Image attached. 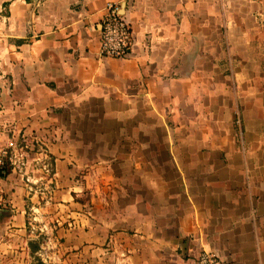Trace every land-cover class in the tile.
I'll return each instance as SVG.
<instances>
[{
	"label": "crops",
	"instance_id": "0c3cea01",
	"mask_svg": "<svg viewBox=\"0 0 264 264\" xmlns=\"http://www.w3.org/2000/svg\"><path fill=\"white\" fill-rule=\"evenodd\" d=\"M107 1L124 58L98 55ZM20 136L51 172L4 177L0 259L30 210L52 264H264V0H0V146Z\"/></svg>",
	"mask_w": 264,
	"mask_h": 264
},
{
	"label": "built area",
	"instance_id": "2783aa9c",
	"mask_svg": "<svg viewBox=\"0 0 264 264\" xmlns=\"http://www.w3.org/2000/svg\"><path fill=\"white\" fill-rule=\"evenodd\" d=\"M105 5V13L100 22L98 55L124 58L131 48L134 31L126 15L121 12L119 3L107 1ZM48 159L39 145L28 143L23 136L8 140L6 144L0 146V205L8 202L3 189V179L8 173L5 172L6 169L22 180L28 194H43L47 177L51 172ZM35 210L36 208L33 209ZM35 218L34 216L33 219ZM189 264L235 263L225 259L216 250L203 249L191 258Z\"/></svg>",
	"mask_w": 264,
	"mask_h": 264
},
{
	"label": "rangeland",
	"instance_id": "374dc122",
	"mask_svg": "<svg viewBox=\"0 0 264 264\" xmlns=\"http://www.w3.org/2000/svg\"><path fill=\"white\" fill-rule=\"evenodd\" d=\"M36 212V211H35ZM31 220L32 233L34 234L31 245L28 252H23L19 248H15V253L13 257H1L0 264H38L40 261L43 264H52V258L50 255L46 254L48 248L43 247L46 243L45 228L43 227V222L38 220V217L32 219V212L29 210L28 214ZM40 229H43L42 231ZM23 252V253H22Z\"/></svg>",
	"mask_w": 264,
	"mask_h": 264
},
{
	"label": "trees",
	"instance_id": "16d2710c",
	"mask_svg": "<svg viewBox=\"0 0 264 264\" xmlns=\"http://www.w3.org/2000/svg\"><path fill=\"white\" fill-rule=\"evenodd\" d=\"M5 172H8V170L6 169V171ZM31 243H32V240H29L28 241V245L30 246L31 245ZM38 264H43V263H41L40 261H38Z\"/></svg>",
	"mask_w": 264,
	"mask_h": 264
}]
</instances>
